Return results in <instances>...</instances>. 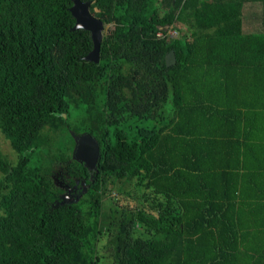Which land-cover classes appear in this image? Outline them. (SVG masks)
<instances>
[{"label":"trees","instance_id":"trees-1","mask_svg":"<svg viewBox=\"0 0 264 264\" xmlns=\"http://www.w3.org/2000/svg\"><path fill=\"white\" fill-rule=\"evenodd\" d=\"M83 1L111 25L98 62L73 0H0V264H264V0Z\"/></svg>","mask_w":264,"mask_h":264},{"label":"water","instance_id":"water-1","mask_svg":"<svg viewBox=\"0 0 264 264\" xmlns=\"http://www.w3.org/2000/svg\"><path fill=\"white\" fill-rule=\"evenodd\" d=\"M90 4L91 1L84 2L83 0H73L71 11L76 18L74 29L85 28L91 31L94 47L87 58L97 62L99 61L104 22L92 14ZM166 62L168 65H172L176 62L174 51L166 55ZM74 136L76 139L74 157L83 162L90 171H96L101 155L99 141L90 132L75 134Z\"/></svg>","mask_w":264,"mask_h":264},{"label":"rangeland","instance_id":"rangeland-1","mask_svg":"<svg viewBox=\"0 0 264 264\" xmlns=\"http://www.w3.org/2000/svg\"><path fill=\"white\" fill-rule=\"evenodd\" d=\"M260 15H261V7L259 3L249 2L244 6L243 17H244V28L246 31L263 30L262 24L260 23ZM110 26H111L110 24L106 25V28L104 29L103 34L107 33L108 28ZM177 34H178V31L173 30L172 35L175 36ZM144 124L145 122H141V121H131L127 125V130L129 131L130 135H133L136 131V127L143 126ZM0 141L2 144L3 150L7 154L14 156L15 153L9 143V140L5 138L2 133H0ZM55 171H56L55 180L64 189V193L61 195V199L58 200L57 203H61L65 201L66 202L76 201L86 193V184L84 183V181L82 179L80 180L78 178L71 176L69 173L65 171L64 167L63 168L61 167V164L56 165ZM113 195L115 196L117 194L114 192ZM110 197L111 196H109L108 198L104 200L105 212H109L111 204L113 203V199H111ZM118 197L121 200H125L123 196H118ZM130 202L133 204V201H130ZM121 203L123 205L122 201ZM106 239L107 237H104V240L99 245L102 252L104 251L103 244L106 242ZM103 260H104L103 261L104 264H106L105 262H108L110 259L107 256H105Z\"/></svg>","mask_w":264,"mask_h":264},{"label":"bare ground","instance_id":"bare-ground-1","mask_svg":"<svg viewBox=\"0 0 264 264\" xmlns=\"http://www.w3.org/2000/svg\"><path fill=\"white\" fill-rule=\"evenodd\" d=\"M91 10V9H90ZM92 12V11H91ZM93 14V13H92ZM94 15V14H93ZM95 16V15H94ZM97 17V16H96ZM98 18V17H97ZM102 20V19H101ZM103 21V20H102ZM104 22V21H103ZM76 25V24H75ZM106 28V24L104 23V29ZM83 29H85V28H83ZM87 30V29H86ZM88 31H90V30H88ZM104 31V30H103ZM91 32V31H90ZM170 33L172 34L173 33V30H171L170 31ZM103 36H104V34H103ZM102 40H103V38H102ZM102 43V42H101ZM100 49H101V47H100ZM101 53V52H100ZM88 56V55H87ZM88 59V58H87ZM99 60H100V55H99ZM93 61V60H92ZM98 62V61H97ZM173 65V64H172Z\"/></svg>","mask_w":264,"mask_h":264}]
</instances>
